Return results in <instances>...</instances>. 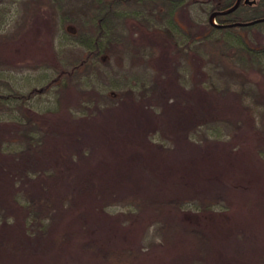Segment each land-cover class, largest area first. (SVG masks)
I'll use <instances>...</instances> for the list:
<instances>
[{
	"label": "trees",
	"instance_id": "trees-1",
	"mask_svg": "<svg viewBox=\"0 0 264 264\" xmlns=\"http://www.w3.org/2000/svg\"><path fill=\"white\" fill-rule=\"evenodd\" d=\"M15 1L0 0V28L9 24L6 5ZM92 2L95 12L81 18L63 13L61 0H23L15 31L0 33V69L56 74L26 92L8 85L2 93L0 87V109L12 103L20 114L0 118V264H61L73 253L101 264H146L141 252L112 246L93 228L96 216L127 193L136 194L143 222L159 227L168 254L164 264H233L216 224L234 214L251 228L264 223V195L241 205L229 202V209L216 213L197 195L188 163L177 154L194 147L198 137L208 143L209 129L237 126L248 134L246 147L264 162V123L257 120L264 111L253 105L258 96L248 85L251 72H264V44L253 46L236 27L214 25L209 17L190 18L185 27L179 14L194 7L193 0ZM233 3L210 0L207 15ZM40 13L49 21L31 23ZM260 18L264 0L251 7V15L236 10L216 17L219 24ZM128 19L134 32L121 27ZM136 20L148 29L157 23L154 32L166 35V43L137 44ZM57 25L75 26L71 36L79 51L62 56L55 50L50 33ZM245 27L255 30L257 24ZM119 43L127 55L150 56L144 75L106 58ZM93 74L108 90L88 86ZM108 75L117 79L111 82ZM50 91V108L30 107L37 94ZM196 200L197 215L185 213L183 207ZM260 237L247 264H264Z\"/></svg>",
	"mask_w": 264,
	"mask_h": 264
},
{
	"label": "rangeland",
	"instance_id": "rangeland-1",
	"mask_svg": "<svg viewBox=\"0 0 264 264\" xmlns=\"http://www.w3.org/2000/svg\"><path fill=\"white\" fill-rule=\"evenodd\" d=\"M17 0L13 4H8L7 16L9 24L5 28H0V33H7L15 31L13 29L15 21L20 18L18 12L21 11V2ZM63 6V13L84 18L88 15V11H94L92 4L94 0H61ZM195 6L191 7L188 12L180 13V23L187 27L191 19H196L198 22L209 17L213 24H218L215 16L207 15L210 0H193ZM125 11L127 9L125 8ZM31 20L33 22H41L44 19L49 21L50 17L45 13L43 15ZM243 15H251V10L246 9L242 12ZM155 21L160 23L163 19L156 16ZM136 33L138 36V43H147L154 41L158 44H165L167 41L166 35H161L155 29H159L157 23H153L149 29L144 24L136 20ZM134 24L133 20H126L122 23V28L125 32L131 29ZM33 26V24H31ZM37 26V25H36ZM157 26V27H154ZM236 32L251 45L257 43L264 44V22L257 23L255 30L247 29L245 26H235ZM245 27V28H244ZM15 28V27H14ZM53 28V27H52ZM75 31V26L66 25L65 29L57 27L50 33V40L52 41L55 50L62 56L66 53L79 51V45L75 42L71 33ZM154 32L150 34L149 32ZM171 31L173 29L171 28ZM152 35L150 37V35ZM141 35V36H140ZM47 37V36H46ZM150 37V38H149ZM48 38V37H47ZM172 40V38H170ZM128 43L125 41L124 44ZM134 43V42H133ZM169 44V43H167ZM115 49L106 58L111 59L116 67L123 68V70L130 68L132 65L133 72L138 75H144L143 70L146 67L144 60L149 59L148 55L144 59L135 52H129L128 55L124 52L123 43L114 45ZM76 56V54H75ZM130 59V60H129ZM27 63L30 60L26 61ZM151 61H149L150 63ZM148 63V64H149ZM30 64H32L30 62ZM134 66V67H133ZM148 66V65H147ZM55 72L48 69H34L26 68L23 70L17 69H0V87L2 93H8V85L15 90L26 92L33 87L41 88L46 85L49 80L55 77ZM93 74L92 77L86 78L89 81V87L100 89L102 91L108 90L107 87L101 83L100 79ZM111 82L115 81V75H108ZM100 81V82H99ZM92 85V86H91ZM248 85L251 87V93H257L258 100L253 105L259 111H264V72H251L250 81ZM53 92L47 94H37L29 105L38 112H43L50 108L54 103ZM10 105V106H9ZM9 109L6 107L0 109V118L5 120L19 119L20 114L17 111V106L13 108V104L9 103ZM258 125L263 126L264 116L257 114ZM207 130V126L202 127ZM223 129V130H222ZM220 131L213 132L209 129L208 143L198 137L196 145L190 148L181 150L177 157L184 159L188 163L186 169L190 171L189 177H192L198 186L199 192L197 195L203 197L213 206V211L216 213L222 212V208L229 209V202H238L240 205L248 200L253 195H264V162L251 150V147H246L248 143V134L241 127L233 126L231 128H222ZM201 131V133H202ZM220 140H216L217 138ZM229 143V148H233V153L226 152L224 143ZM232 156H230V155ZM190 161V162H189ZM185 173V172H184ZM187 174V173H185ZM196 176V178H195ZM193 182V180H192ZM138 198L136 194L127 193L122 199L111 205L106 209L102 217L96 216L93 228L96 234L103 237L112 246L125 245L143 254L146 264H164L168 259L167 251L164 250L162 243V234L159 232L157 225L146 224L143 222V216L139 213ZM236 206V205H235ZM185 213L195 216L199 212V204L196 202H189L183 207ZM216 229L220 237L228 242L223 249L225 255H228L233 264H247L249 256L251 255V248L256 243L262 240L264 235V223L255 225L253 228L248 226L244 221L242 215L232 216L231 219L225 218L218 221ZM259 234V235H257ZM256 241V243H255ZM61 264H101L94 261L86 255L80 253H73L69 257H65Z\"/></svg>",
	"mask_w": 264,
	"mask_h": 264
},
{
	"label": "flooded vegetation",
	"instance_id": "flooded-vegetation-1",
	"mask_svg": "<svg viewBox=\"0 0 264 264\" xmlns=\"http://www.w3.org/2000/svg\"><path fill=\"white\" fill-rule=\"evenodd\" d=\"M261 1L262 0H248V1L247 0H233V2H234L233 6L236 5L237 3H239L236 10H238L239 13L242 14V12L245 11L246 9L251 10V7L258 6V4ZM236 10H234V11H236ZM215 12H217V11H215ZM220 15H224V14H220ZM235 23H237V22H235ZM230 24H232V23H224V24H221L222 25L221 27H231V26H229Z\"/></svg>",
	"mask_w": 264,
	"mask_h": 264
},
{
	"label": "water",
	"instance_id": "water-1",
	"mask_svg": "<svg viewBox=\"0 0 264 264\" xmlns=\"http://www.w3.org/2000/svg\"><path fill=\"white\" fill-rule=\"evenodd\" d=\"M238 5H239V3H237L236 5H234L233 7H231L228 10L214 12L212 16H217V15H220V14H226V13L232 12V11L237 9ZM263 21H264V18H260V19L249 21V22L233 23V24H230L229 26H248V25H253V24H256V23H259V22H263ZM219 26H222V25H219Z\"/></svg>",
	"mask_w": 264,
	"mask_h": 264
},
{
	"label": "bare ground",
	"instance_id": "bare-ground-1",
	"mask_svg": "<svg viewBox=\"0 0 264 264\" xmlns=\"http://www.w3.org/2000/svg\"><path fill=\"white\" fill-rule=\"evenodd\" d=\"M232 24H233V23H232ZM217 25L219 26V25H221V24L218 23ZM231 27H234V26H231Z\"/></svg>",
	"mask_w": 264,
	"mask_h": 264
}]
</instances>
